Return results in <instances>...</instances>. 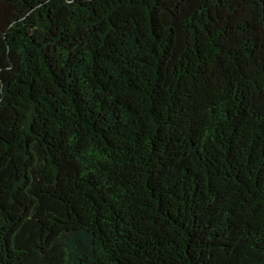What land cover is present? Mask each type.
Here are the masks:
<instances>
[{
  "label": "trees",
  "instance_id": "obj_1",
  "mask_svg": "<svg viewBox=\"0 0 264 264\" xmlns=\"http://www.w3.org/2000/svg\"><path fill=\"white\" fill-rule=\"evenodd\" d=\"M0 264H264V0H0Z\"/></svg>",
  "mask_w": 264,
  "mask_h": 264
}]
</instances>
